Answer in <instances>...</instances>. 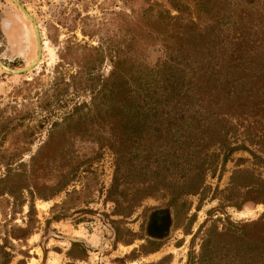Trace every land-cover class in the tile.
Here are the masks:
<instances>
[{
	"label": "rangeland",
	"instance_id": "1",
	"mask_svg": "<svg viewBox=\"0 0 264 264\" xmlns=\"http://www.w3.org/2000/svg\"><path fill=\"white\" fill-rule=\"evenodd\" d=\"M15 1L37 27L40 57L19 74L0 68V264H198L207 242L225 264L228 248L236 255L248 247L264 224V79L245 88L254 89L249 98L243 91L220 102L211 97V117L178 126L163 145L153 143L162 157L185 137L193 153L188 175L205 161L196 194L172 201L186 173L163 164L157 175L153 160L144 175L153 186L131 196L136 178L128 177L119 213L108 191L117 155L137 147L122 135L126 145L118 148L114 115L155 103L197 108L201 94L193 84L208 73L207 60L248 58L264 70V23H228L233 4L225 0ZM38 53L32 21L0 0L2 65L21 71ZM117 58L122 69L111 79ZM228 72L240 76L238 68ZM170 73L183 80L175 81L180 91L168 103L153 91L130 96L131 76L155 79L161 92ZM236 95L230 108L226 102ZM18 229L28 230L23 240L10 236H19ZM74 243L84 252L73 250Z\"/></svg>",
	"mask_w": 264,
	"mask_h": 264
},
{
	"label": "trees",
	"instance_id": "2",
	"mask_svg": "<svg viewBox=\"0 0 264 264\" xmlns=\"http://www.w3.org/2000/svg\"><path fill=\"white\" fill-rule=\"evenodd\" d=\"M225 2L226 6H230V4H233L230 6V9H228V14H226V21L228 23L235 24V22H239L240 24L245 23V25L252 24L255 21H259L260 24L264 23V0H225ZM260 63V61H255L253 59L249 60L248 58H242V60H238V62L234 59L230 61L222 59V62H213L207 60L205 65H207L208 67V73L206 75L201 74L193 84L197 87L198 92L201 94V97L197 99L201 102V104L198 106L199 108H190V106L184 107L183 105H181V103L178 104V107L173 104L170 107H166L165 105H163L162 108H159L155 103V105L151 104L145 111L133 109L131 110V112L125 113L124 109H120L119 112L114 115V133L115 136H119V141L117 143L118 148L122 150L123 144L126 145V139L124 140L122 135H127V138L130 139L132 145L137 144L136 151H134L130 146V153L127 152L125 153V155H121L116 152L119 155H117L116 157L115 176L113 179V183L108 191V197L117 206L118 213V210L123 208L120 199L122 200L128 197L126 192V187L129 188L128 185H126V183L129 181L128 177L136 178V181H132V184L134 183L133 187L135 189V193L131 196H136V193L139 192L140 188L143 189L146 186H153L151 182L148 183V180L144 179V175H147V173L145 172L150 169L151 163L149 162L151 160H153L152 163L154 166L152 168V171L155 170V173L157 175L163 173L161 170H158V166L163 164L166 165V169L168 170L174 168L175 170L186 173L185 177L182 180L183 182H181L180 186L176 188V190H174L172 201L177 200V198H179L181 195L196 194L200 190L204 181L205 170H203V167L205 161L200 165L195 166L196 172L193 173L192 171L188 175V171H186L188 170V168L186 167H190V165L188 164L193 153L191 146L188 147V142H185V137L180 140L177 150L172 148V151L169 153V155L162 157L158 156L160 151L159 147L161 146L155 148L153 143H155L159 139L161 140V145H163L164 141L168 140L173 130L178 129V126L185 128V126L188 127V124L192 123V121H202L211 117V111L208 109V107L210 106L211 97L220 102L222 97L226 98V96L228 95V98L230 95H232L230 97L232 98L234 94H236V92L240 93L241 91H243V95L246 98H249L250 92L254 89H250L248 92V90L245 88L247 86L254 88L256 87V84L261 83V81L264 79L263 67L260 66V68H258L254 66ZM114 64V70L110 75L112 76L111 79L114 77L117 78L116 76L120 75L122 69V62L120 61V59L117 60ZM163 65L165 66L166 63H163ZM158 68L159 67H153L152 72L156 73ZM232 68H238L240 76H232L231 74H229L228 71ZM255 68L262 70V72L256 74L255 76L250 75L249 73L253 72ZM165 77L166 79L163 85L164 88L162 86L160 88L161 92H159L155 86L157 84L155 79H152V82H145L144 78H140L136 75L131 76V78L134 79L132 83L134 85L130 84V86L128 87L130 89V96L132 95L133 91L143 90L145 91V93L153 91V96L161 93V96L157 98L160 103H168L169 101H171V99L175 98L173 94L177 91H180L176 86H174L175 81L179 79V83L181 80H183V78L178 75L173 76L171 73ZM120 80L116 81L115 79V83L113 84L114 88L117 90L121 87V83L119 82ZM261 89L264 90V87H262ZM153 96H150L149 98H151L152 101L155 102L156 99L155 97L153 98ZM192 97L195 99L193 93H191V98ZM240 98L241 96L236 95V102L235 100L229 99L226 103L230 108L235 107V104L238 103V100H240ZM175 122L177 123V125L175 124ZM137 136L140 137L141 141L138 140ZM153 138H155L156 140L152 141ZM173 140H171L170 142H172V144H174L175 146V144L178 143V139L176 138V141ZM139 145L141 146L140 148H138ZM168 145L169 144H167V146ZM230 153L231 149L227 151L226 156H224L223 158V161L228 157ZM205 156H207V152H205ZM163 160H165L164 163L162 162ZM159 161L160 164L158 165ZM123 167L125 168V171H123ZM120 174L125 176V180L123 183L120 181ZM121 184L124 185V189H121ZM113 195H116V197H114ZM131 205L133 204H129V210L125 215H128L132 211ZM250 227L252 226L250 225ZM260 230V232H254L253 234H251V236H253V241L248 242V247H243L236 255L232 254L233 252L231 248H228V254H225L227 255L225 258V264H264V224L262 225V227H260ZM18 232L21 233L19 236L11 232V238L19 241L23 240L28 235L27 229H18ZM148 243L149 246L155 245V243L150 240L148 241ZM72 247L74 250L76 248L78 249L80 245L74 243ZM207 248L208 242L203 248V253L198 264H223L216 260L214 258V255L208 252ZM80 249L83 253V248L80 247ZM154 251H156V249L151 248L149 251H147V253H152ZM3 254L4 256L8 255L6 252H4ZM220 260L222 259L220 258Z\"/></svg>",
	"mask_w": 264,
	"mask_h": 264
},
{
	"label": "water",
	"instance_id": "3",
	"mask_svg": "<svg viewBox=\"0 0 264 264\" xmlns=\"http://www.w3.org/2000/svg\"><path fill=\"white\" fill-rule=\"evenodd\" d=\"M9 1L13 2V3H14V4H15V5L21 10V12H22L23 14H25V15L27 16V18H29V19L32 21L33 26H34V29H35V35H36L37 44H38V51H39L38 56H37V59L35 60V62H34L31 66H29V67H27V68H25V69H23V70H21V71H11V70H9L7 67L3 66L2 63L0 62V68H2L4 71H6V72H11V73H13V74H19V73L26 72V71L32 69V68L37 64V62L39 61V57H40V41H39V33H38V31H37V27H36V25H35L33 19L31 18L30 15L27 14V12L24 10V8H23L18 2H16L15 0H9Z\"/></svg>",
	"mask_w": 264,
	"mask_h": 264
},
{
	"label": "bare ground",
	"instance_id": "4",
	"mask_svg": "<svg viewBox=\"0 0 264 264\" xmlns=\"http://www.w3.org/2000/svg\"><path fill=\"white\" fill-rule=\"evenodd\" d=\"M49 52L51 53V50H49Z\"/></svg>",
	"mask_w": 264,
	"mask_h": 264
}]
</instances>
